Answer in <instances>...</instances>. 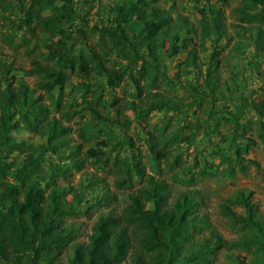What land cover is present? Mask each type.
I'll return each mask as SVG.
<instances>
[{
	"label": "trees",
	"instance_id": "trees-1",
	"mask_svg": "<svg viewBox=\"0 0 264 264\" xmlns=\"http://www.w3.org/2000/svg\"><path fill=\"white\" fill-rule=\"evenodd\" d=\"M94 1L18 0L14 18H9L19 29L35 22L29 29L36 37L38 29L44 36H41V43L27 49V55L31 57L28 69L18 68L14 61L0 56V261L19 264L25 259L29 264H39L44 260L47 264H55L58 252L71 247L68 264H123L126 261L131 264H206L209 259L204 256L205 252L230 248L233 244L230 246L231 242L214 236L206 239L200 248L184 252L186 231L200 204L194 195L182 191L173 204H169L165 181L154 174H146L141 162L135 158L116 157L112 160L106 150L108 140H97L77 160L72 157L63 161L65 156L62 152L70 149L69 155L74 156L81 147L70 146L67 140L72 130L67 122L76 116L81 119L91 113L90 121L94 124L111 120L97 108L98 99L78 100V97L85 99L97 85L111 91L127 81L136 88L138 93L134 97L137 101L134 99L130 103L139 119H147L154 110L181 109L158 87L160 83L175 84L182 75V72H177L169 76L164 61L187 49L183 74L201 69L199 48L206 49L207 40L215 33L213 62L220 54L223 47L220 42L226 36L225 11L218 3L211 4V0L208 6L198 7L203 31L202 40H198L197 30L192 24L183 18L174 23L170 11L154 4L156 0H97L102 12L99 22L90 24L89 16L80 11L85 3ZM222 1L225 3L227 0ZM241 1L242 4L236 8L241 22L239 27L246 30L245 24L254 23L256 30L251 31L249 38L255 45L256 56H260L264 52V0ZM13 5V0H0V15L7 17ZM184 30L187 36L183 35ZM1 35L8 44L14 43L13 32ZM31 41L30 37L24 38L25 44ZM190 45L193 47L189 48ZM214 62L215 66L220 63L219 59ZM211 68L209 63L203 83L192 86L200 95L206 94L207 88L214 90L218 85L217 70L212 71ZM16 71H22L23 75L14 74ZM259 74L262 75L261 72ZM25 75L35 79L33 85L24 78ZM74 76L80 79L74 80ZM111 94V104L116 105L119 98ZM237 96L240 102L236 104V111L229 110L222 117L210 114L209 119L214 121L212 130L224 122L231 124L228 135L235 148L233 160L244 172L245 157L242 154L249 150V141L253 140L237 144V138L245 137L247 131V125L240 121L241 114H245L248 108L254 110L258 116L259 135L264 142V99ZM199 101L195 99L193 103L200 106ZM189 118L181 119L182 131L178 130L170 137L163 136L161 149H157L155 142L160 136L152 132L147 134L153 164L170 157H173L172 167L180 164L182 155L176 152L173 144L178 143L179 148L185 144L189 148L195 143L192 128L183 135V128L191 123ZM23 129L30 132V137L20 140L15 133ZM131 139L128 140L132 147ZM223 139L214 146L215 153L225 149L221 145ZM47 154L56 156L58 161L48 158ZM85 161L106 167L112 162L124 174L118 181L119 185H129L133 171L144 176L145 184L130 194L129 203L120 212L109 211L100 215L87 240L78 242L76 231L64 226L63 219L88 212V207L84 211L79 208L85 190L81 192L70 186H53L50 191L49 188L56 185L59 178L65 180L68 177L70 165L79 168ZM206 162L203 174L217 175L223 171L224 165L233 171L228 164L231 162L228 150L224 151L218 163ZM187 169L193 178L194 166ZM68 194L73 195V200H65ZM251 195L252 192L241 191L235 198L223 202L220 210L234 224L254 231V236L245 240L243 245L260 243L264 249V241L253 239L258 235L264 238V223ZM233 205L242 207L244 212L239 214ZM242 264L254 263L243 259Z\"/></svg>",
	"mask_w": 264,
	"mask_h": 264
},
{
	"label": "rangeland",
	"instance_id": "rangeland-1",
	"mask_svg": "<svg viewBox=\"0 0 264 264\" xmlns=\"http://www.w3.org/2000/svg\"><path fill=\"white\" fill-rule=\"evenodd\" d=\"M209 1L156 0V2H153L161 8L168 9L174 23H176V20L178 22V18H183L188 24H192L197 30L198 40H202L201 36H203L198 7L202 8L210 3H218L217 5L225 11L224 30L226 36L220 42L223 43V47L213 62H211L214 50L212 44L213 39L217 36L215 33H212L211 39L207 40L206 49L202 46L199 48L201 49V69H193L190 74H183L185 69L183 61L187 55V49L182 50L179 55L164 61L169 76L177 72H182V75L178 80L176 79L175 84L160 83L158 87L164 91L167 97L174 100L181 109L154 110L147 119H139L130 103L134 99L137 101L134 97V94L138 93L136 88L127 81L119 87L112 88L111 91L106 87L102 89L100 85H97L85 99L78 97V100L82 102L98 99L99 105L97 108L105 116L110 117L111 120L94 124L90 121L91 113H88L81 119L76 116V118L67 122L72 127L71 132L67 135L68 145H81V147L74 156L69 155L70 149L63 151L62 154L65 156L63 161H69L72 157H75L76 160L80 159L87 148L94 145L97 140H108L109 144L106 146V150L110 153L112 160L116 157L120 159L135 158L141 162L146 174H154L156 178L165 181L169 204H173L182 191L189 192L198 200L200 204L194 215L195 219L186 231V239L183 241L184 252H192L200 248L206 239L219 236L231 242L230 246L233 245L230 248L205 252L204 256L209 259L206 264H242L243 259L247 263L264 264V249L260 243L243 245L245 240H249L254 236V231L234 224L232 219L222 215L220 210V205L223 202L229 198H235L239 192H252V201L258 207L259 217L264 223V142L259 135L258 116L251 108H248L245 114H241L240 121L247 125V131L245 137L239 136L237 138V144H245L248 142L247 139L253 140L249 141L251 142L249 150L242 154L245 157L244 172L239 169V166L233 160L235 148L228 135L231 124L224 122L219 128L212 130L211 123L214 121L209 119L210 114L222 117L229 110L236 111V104L240 102L238 100L239 96H237L239 94L245 96V98L264 99V52L262 55L256 56L255 45L249 38L251 31L256 30L254 23L245 24L247 26L246 30H241L239 27L241 22L238 20L239 12L236 8L242 4L241 0H227L225 3L222 0H211L210 3ZM13 2V8H10L11 10L7 12V17L0 15V56L7 61H14L18 68L28 69L31 67V57L27 55V49L41 43V36L44 35L39 29L37 31L38 36L33 35L29 28L33 27L35 22L19 29L17 24L10 21L14 18L15 8L19 3L18 0H13ZM92 4L93 6H91ZM97 4V0L85 3L80 11L81 14L89 16L90 24L99 22V14L102 11H100L101 9ZM12 32L15 34V41L10 45L3 40L1 34H11ZM183 35L187 36L185 30ZM26 37H30L32 40L28 44L24 43ZM191 47L193 45H190L189 48ZM217 59L220 63L215 66L214 61ZM209 63H211L212 71L217 70L215 74L219 78L218 85L214 90L207 88L206 94L200 95V93L193 90L192 86L203 83L206 66ZM260 72L262 75L259 74ZM14 74L22 76L23 72L16 71ZM24 78L32 85L34 84L35 79L33 77L25 75ZM73 78L74 80L80 79L77 76ZM111 92L119 98L116 105L111 104L113 102ZM234 92L235 94H232ZM201 96L203 97L200 99ZM195 99L201 101H199L200 106L193 103ZM186 116L190 117L191 123H188V127L183 128V135L188 134L192 128L191 131L195 133V143L190 145L189 148L185 144L181 148L177 146L178 143L173 144V147L177 148L176 152L182 155L180 164L172 167L173 157L162 159L159 164H153L147 134L152 132L155 136H160L155 142L157 143V149H161L160 142L163 141V136L170 137L178 130L182 131L183 123H181V119ZM116 119L119 122H115ZM124 120H126L124 123L127 121L130 123L127 125L122 123ZM196 120H198V124L194 128L193 124ZM82 127L85 130H82ZM239 128L242 131V127ZM160 130L165 131L161 132ZM15 134L20 140L30 137V132L25 129ZM223 134H226L224 139ZM129 138H132L134 144L132 147L129 145ZM220 139H223L221 145L225 149H220L218 153H215L213 151L214 146L217 145ZM225 150H228L231 157V162L228 164L231 165L233 171L231 172L224 165L223 171H220L217 175L203 174L202 170L207 163L206 161L218 163ZM176 152L175 154H177ZM47 157L53 161H58V158L51 154H47ZM189 166H194L193 178L190 177V172L187 169ZM123 176L124 174L119 172L118 167L112 162L106 167L85 161L79 168L70 165L68 177L65 180L59 178L56 185H51L49 191L53 186L57 188L70 186L73 189H79L81 192L85 190L79 208L84 211L88 207V212L76 213L63 219L64 226L73 228L76 231V241H86L93 224L100 215L109 211L120 212L129 203L130 194L145 184L144 176L133 171L130 175L131 183L129 185H119L118 181ZM86 186H89V188L85 189ZM91 186L92 188H90ZM65 200H73V195H66ZM150 205L152 204L150 203ZM233 207L239 214L244 212L242 207L234 205ZM255 238L257 241H264L261 235L253 239ZM71 253V247L64 252H58L55 264H68ZM0 264L4 263L0 261ZM19 264L29 263L22 259ZM39 264H47V262L42 260ZM123 264L131 263L126 261Z\"/></svg>",
	"mask_w": 264,
	"mask_h": 264
}]
</instances>
